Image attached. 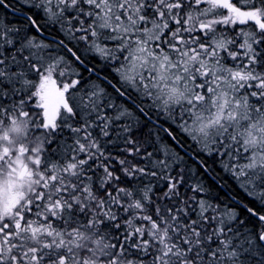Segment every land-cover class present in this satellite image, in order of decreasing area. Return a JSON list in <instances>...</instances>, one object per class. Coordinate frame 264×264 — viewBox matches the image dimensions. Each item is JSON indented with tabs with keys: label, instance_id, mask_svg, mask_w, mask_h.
<instances>
[{
	"label": "snow or ice",
	"instance_id": "snow-or-ice-1",
	"mask_svg": "<svg viewBox=\"0 0 264 264\" xmlns=\"http://www.w3.org/2000/svg\"><path fill=\"white\" fill-rule=\"evenodd\" d=\"M0 264H264V0H0Z\"/></svg>",
	"mask_w": 264,
	"mask_h": 264
},
{
	"label": "trees",
	"instance_id": "trees-1",
	"mask_svg": "<svg viewBox=\"0 0 264 264\" xmlns=\"http://www.w3.org/2000/svg\"><path fill=\"white\" fill-rule=\"evenodd\" d=\"M8 18L11 19V16H9ZM97 63H99V61H97Z\"/></svg>",
	"mask_w": 264,
	"mask_h": 264
}]
</instances>
